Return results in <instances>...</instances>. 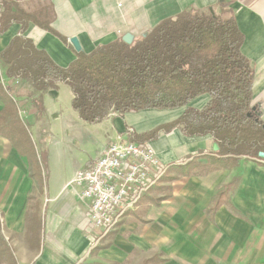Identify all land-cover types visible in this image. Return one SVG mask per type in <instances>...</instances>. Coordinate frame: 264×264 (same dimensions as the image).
I'll return each instance as SVG.
<instances>
[{
  "label": "crops",
  "instance_id": "1",
  "mask_svg": "<svg viewBox=\"0 0 264 264\" xmlns=\"http://www.w3.org/2000/svg\"><path fill=\"white\" fill-rule=\"evenodd\" d=\"M0 2L1 6L53 7L52 31L29 23L24 36L63 68L76 58L71 38L78 40L82 52L90 53L98 46L122 40L126 34L136 41L161 21L190 8L212 9L215 14L226 11L233 15L244 36L242 54L255 69L253 104L256 95L261 97L264 93V0ZM20 28V24L12 23L0 35V51L19 34ZM3 81L0 66V83ZM60 85L63 84L45 93L46 109L50 95L58 98ZM18 102L30 111L28 120L33 119L34 128L40 130L43 114L36 118L29 99L20 98ZM206 103L207 98L201 97L190 106L201 109ZM3 108L0 100V112ZM259 108L264 120V98ZM182 112L183 109L148 110L112 115L94 124L103 134L93 138L94 154L74 157L72 152L71 157L79 166L68 174L56 162L52 163L44 185L43 180H34L30 175L27 159L0 137V236L12 253V263L264 264V167L240 159L231 168L205 174L208 161L217 157L213 142L209 136L187 137L178 128L170 129ZM160 126H165V131L146 144L162 166H176L175 169L171 168L167 178L147 192L136 211L125 209L131 212L125 213L126 219L116 232L104 238L93 232L97 241L94 244L87 233L89 204L82 200L79 189L68 185L114 142L132 141ZM63 150L67 149H60L62 153ZM51 153L57 155L55 149ZM194 158L201 168L193 166ZM36 186L42 188L43 198L40 210L32 212L30 200ZM37 218L41 219V232L34 246L31 225ZM1 260L0 257V264H4Z\"/></svg>",
  "mask_w": 264,
  "mask_h": 264
},
{
  "label": "trees",
  "instance_id": "2",
  "mask_svg": "<svg viewBox=\"0 0 264 264\" xmlns=\"http://www.w3.org/2000/svg\"><path fill=\"white\" fill-rule=\"evenodd\" d=\"M0 9V35L12 23L21 27L0 51L5 76V84L0 83V137L27 158L29 166L36 165L34 148L17 114L18 99H30L39 114L41 96L63 84L71 91L72 110L89 125L112 115L183 109L170 129L178 128L187 137L209 136L218 146L205 174L231 168L240 159L264 167V122L253 106L255 71L242 54L244 36L232 14L190 8L131 44L117 40L90 53H76L63 68L24 36L29 23L52 31V6L0 4ZM201 97L207 98L201 109L190 106ZM162 131L165 126L132 141L145 145ZM195 159L193 166L201 168ZM175 167H164V173ZM164 178H157V184Z\"/></svg>",
  "mask_w": 264,
  "mask_h": 264
},
{
  "label": "built area",
  "instance_id": "3",
  "mask_svg": "<svg viewBox=\"0 0 264 264\" xmlns=\"http://www.w3.org/2000/svg\"><path fill=\"white\" fill-rule=\"evenodd\" d=\"M1 13V9H0ZM164 175L154 151L147 145L119 140L88 168L79 171L68 186L80 191L89 204L87 233L94 244L118 230L124 222L125 209H136L138 200L147 195V187Z\"/></svg>",
  "mask_w": 264,
  "mask_h": 264
},
{
  "label": "rangeland",
  "instance_id": "4",
  "mask_svg": "<svg viewBox=\"0 0 264 264\" xmlns=\"http://www.w3.org/2000/svg\"><path fill=\"white\" fill-rule=\"evenodd\" d=\"M1 83L3 85L5 84L4 81ZM57 88L58 87H56V89ZM59 91L60 92L57 99H54L52 95L49 96V98L47 99V103H48L47 109L44 100L45 94L41 96L40 101L37 104L40 106L42 113L38 114L36 107L31 104L32 110L35 111L36 118L42 114L45 117V119L42 122L43 124L40 126V130H36L34 128L33 119L28 120V113H30V111L25 109L21 103L19 102L17 103V114L19 116L21 123L25 126L24 130L26 133V140H28L33 145L34 148V157H35L36 165L32 167L28 165L29 172L31 173L30 175H32L34 180H43L41 181V184L43 185L46 176L47 177L49 176V165L51 169L52 163L54 165V163L56 162L59 165L60 169L67 170V174L71 169L72 171H74L79 166V163L75 162V160L71 157V153L73 152L74 157L79 155L84 156L87 152L88 153L92 152L94 154V149H95L94 147L96 146V144L94 143L95 140L93 138L102 137L103 135L101 131L97 129V127L79 121L76 113L71 108L72 95L69 87L66 85H60ZM263 98H264V93L261 95V97H259V95H256L255 104H253L254 108L257 109L259 113L261 112L259 107H261ZM29 101L31 100L29 99ZM45 109L47 110V112L45 111ZM260 116L262 119L261 113ZM52 145L54 146V148ZM50 146L52 147L49 150ZM67 146H70L72 148L69 149ZM61 148H65L67 150H63L62 153L60 151ZM54 149L57 152V155H52L51 152H53ZM56 149H59V151H57ZM49 151L51 154L50 157H49ZM245 160L249 161L247 159ZM166 174L167 173H164L163 176H166ZM159 183L162 182L159 181ZM158 184L156 186H158ZM41 189L39 188V186H36L34 189L32 198L30 200L31 201L30 210L32 212L36 209L38 211L40 210L41 200L43 198V194H42L43 190L41 191ZM167 193L170 194L169 191H167ZM0 223H2L1 219H0ZM32 223L33 224L31 225L32 227L31 229L34 234V238L32 239V245L36 246L40 238L41 219L37 218V220L32 221ZM0 257L2 258L1 261L4 264H13L11 258L12 253L10 252V249L2 243L1 236H0Z\"/></svg>",
  "mask_w": 264,
  "mask_h": 264
},
{
  "label": "water",
  "instance_id": "5",
  "mask_svg": "<svg viewBox=\"0 0 264 264\" xmlns=\"http://www.w3.org/2000/svg\"><path fill=\"white\" fill-rule=\"evenodd\" d=\"M122 41L126 44H131L133 41V37L130 34H126L123 37ZM70 44L72 45V47L76 53L82 52V48H81V46H80V44L76 38H71ZM213 151L214 152L218 151V146L216 144H213Z\"/></svg>",
  "mask_w": 264,
  "mask_h": 264
}]
</instances>
